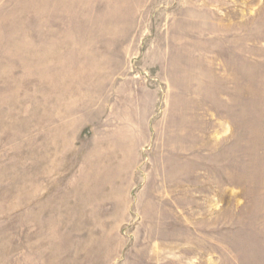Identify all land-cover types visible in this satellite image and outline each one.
<instances>
[{"label":"rangeland","instance_id":"rangeland-1","mask_svg":"<svg viewBox=\"0 0 264 264\" xmlns=\"http://www.w3.org/2000/svg\"><path fill=\"white\" fill-rule=\"evenodd\" d=\"M0 264H264V0H0Z\"/></svg>","mask_w":264,"mask_h":264}]
</instances>
